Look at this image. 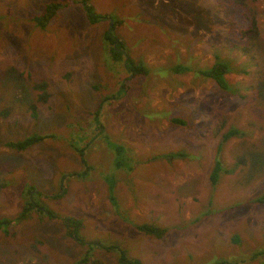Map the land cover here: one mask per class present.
<instances>
[{"label":"rangeland","instance_id":"obj_1","mask_svg":"<svg viewBox=\"0 0 264 264\" xmlns=\"http://www.w3.org/2000/svg\"><path fill=\"white\" fill-rule=\"evenodd\" d=\"M56 1L66 6L37 28L32 18ZM90 4L114 20L124 57L104 41L112 24H88L81 0H0V220L32 200L82 220L88 242L119 243L142 264H264L249 260L264 250L256 201L264 198V0ZM122 58L148 74L132 78ZM217 61L231 69L230 91L196 74ZM232 128L241 135L222 143ZM34 135L49 137L22 151L6 146ZM175 152L188 157L150 160ZM62 183L64 196L50 198ZM143 224L166 233L133 228ZM7 231L0 264H75L96 252L101 264H117L41 213Z\"/></svg>","mask_w":264,"mask_h":264},{"label":"trees","instance_id":"obj_2","mask_svg":"<svg viewBox=\"0 0 264 264\" xmlns=\"http://www.w3.org/2000/svg\"><path fill=\"white\" fill-rule=\"evenodd\" d=\"M65 6H66L65 3L59 2V1L49 3L45 6L43 12L40 15H37L32 18V22L36 25L37 28L44 29L48 25L49 21L57 14V12L60 9L64 8ZM81 6L84 10L88 24L96 25L100 22H104L107 20L110 24H112L113 27L111 31L107 30L104 33V41L110 46L111 53L113 54L115 59L117 57L116 55L118 54L124 57V54H125V51L123 49L124 44H122V42L119 41L118 37L113 36L112 34V30L114 28V20L107 15L105 16V15L96 14L93 6L90 4V0H81ZM122 60L124 61L125 70L128 71V73L132 76V78L138 77V76H146L148 74V70L145 67H143L142 65L134 64L131 59L122 58ZM230 71L231 69H229L228 64L226 62L217 61L211 68L206 69V70H199L198 72H196V74L204 78L212 80L217 85V87L221 89L222 91H230V85L228 84L226 80V75ZM44 88L45 86L41 84L36 85V89L43 90ZM28 105H31V108L29 110L31 112L32 117L36 118L37 117L36 106L33 104H28ZM172 123L183 125V121L179 119H172ZM240 135H241V132L239 130L232 128L228 130L225 134H223L222 143L228 141L231 138H234ZM48 137L49 135H34V136L26 137L22 142L9 143L6 146L9 148L15 149L17 151H22L37 143L45 141L46 139H48ZM220 148L221 146L218 148V150H220ZM80 153L82 154V152ZM81 154H80V157L82 160L83 156ZM187 157L188 155L186 153L175 152V153L165 154L161 157H152L150 160L152 161V160H157V159L158 160L164 159L165 161H172V160H182ZM122 166L123 164L117 165L116 163L115 169L116 170L120 169ZM88 169H89L88 167H85L86 171L82 172L76 177H74V175H70L68 178L66 176H64L63 178L65 179L66 182H68L69 180H72L74 178L82 177L83 175L87 173ZM220 170L223 171V167H222L221 161H219L218 159L216 160L214 168L210 175V182L213 187L218 183V179H219L218 175H219V172H221ZM66 190L67 189L65 185L62 183L60 187V192L56 196L50 197V198H53L54 200L60 199L64 196V194L66 193ZM28 197L29 196L27 195V198ZM256 201L259 203H264V198H260ZM33 212L41 213L49 219L60 221V223L62 224L64 228V231L66 232V235L72 240H74L75 242H77L78 244L82 246L87 245L91 248H96L97 250L99 249L101 251H105L106 253L114 254L116 257L117 264H142L140 261L129 257L127 255L126 250L119 243H111V244L105 245V244H102V241L88 242L83 236V234L81 233V231L84 229V224L82 220L74 218L72 216H62L52 211L45 213L35 203H33L32 200L31 202L28 201L26 203L21 213L18 214V216L14 220L1 219L0 220V230L3 233L8 234L7 236L13 235V233L7 231V228L9 226H12V224L16 222L26 220L30 216V214H32ZM133 228L137 230L138 232H141L143 234H146L148 236H151L157 239L163 238L166 233L165 228H160L152 224L133 225ZM235 241L237 242V239ZM88 256L89 255L81 258L75 264H101L100 261L97 259L98 258L97 252L92 258H89ZM263 257H264V250H261V251L253 253L249 257V260H257ZM214 264H240V263L238 262V260L231 259V260H218Z\"/></svg>","mask_w":264,"mask_h":264},{"label":"crops","instance_id":"obj_3","mask_svg":"<svg viewBox=\"0 0 264 264\" xmlns=\"http://www.w3.org/2000/svg\"><path fill=\"white\" fill-rule=\"evenodd\" d=\"M131 24H133L132 22H131ZM1 231V230H0Z\"/></svg>","mask_w":264,"mask_h":264}]
</instances>
